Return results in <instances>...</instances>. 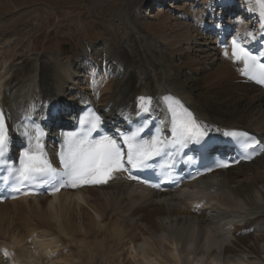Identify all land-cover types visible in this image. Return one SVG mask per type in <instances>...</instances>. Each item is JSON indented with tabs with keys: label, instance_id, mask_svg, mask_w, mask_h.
<instances>
[{
	"label": "bare ground",
	"instance_id": "6f19581e",
	"mask_svg": "<svg viewBox=\"0 0 264 264\" xmlns=\"http://www.w3.org/2000/svg\"><path fill=\"white\" fill-rule=\"evenodd\" d=\"M228 1L234 0H212V4ZM236 1L241 3L243 14L238 21L245 29H255L254 0ZM131 15H123L125 31L115 53L100 56L110 48L106 43V47L95 51L96 63H90L82 72L77 71L75 60L63 57L61 50L33 59H23L19 52L11 55V51L0 56V103L10 123L17 120L25 106L40 117L76 105L80 98L84 99L82 103L96 102L101 112L113 119L124 108L127 112L136 110V99L145 95L153 98V112L164 117L162 97L174 94L207 126L249 124L264 130L261 92L229 100L226 92L220 91L235 88L231 79L236 72L233 63L220 56L223 50L215 46L210 31L204 32L208 26L215 28L214 37L218 36V24L202 19V11H185L174 18L171 32L153 39ZM81 46L85 56L90 47ZM194 51L209 53V60L199 58ZM181 56L185 60L179 63ZM186 66L206 71L194 77L196 74L191 76V72L185 74ZM249 86L244 84L238 89L247 91ZM200 202L204 203L202 209L195 210L192 204ZM11 217L34 221L35 227L44 228L46 236L57 235L59 239L64 235L65 242L73 243L69 247L73 253H67L73 262L69 263L66 256L56 260L60 264H116L114 261L121 256L119 264H244L251 257L264 264V154L251 163L201 179L197 188L181 189L175 194H158L116 180L111 187L62 192L51 199L28 203L6 202L0 204V235L20 234L21 230L15 232L14 220L6 221ZM17 237L13 236V241L20 246L22 240ZM55 237L39 246L45 251L54 247L55 252L59 248ZM126 244L139 249V253L129 254L125 262ZM10 246L5 248L13 255ZM36 254L30 255L22 248L20 256L29 257V261L33 258L30 264H40L35 261Z\"/></svg>",
	"mask_w": 264,
	"mask_h": 264
},
{
	"label": "rangeland",
	"instance_id": "374dc122",
	"mask_svg": "<svg viewBox=\"0 0 264 264\" xmlns=\"http://www.w3.org/2000/svg\"><path fill=\"white\" fill-rule=\"evenodd\" d=\"M175 1L176 3L174 0H145L144 2H142V0H0V56L2 57L4 53L11 51V55H16L17 52H19V55L23 56V59H33L42 58L44 55H49L50 53L61 50L63 57L71 60V58L80 55L82 47L80 45H85L86 43L92 45L96 50H101L106 47L105 44L107 43L110 45V48L102 52L100 56L105 57L107 55L106 53H110L112 56L118 45H120L119 39L125 31L123 20L124 13L125 15L129 14V16H132L131 14L135 15L136 21L140 27L146 31L149 37L154 39L157 38V36L163 35L166 31L171 32V28L174 26V18L178 15L180 16L182 13H185V11L199 12L197 10L204 9L206 4L211 0ZM189 6H193L194 8ZM106 39L112 44H109ZM64 53H68V55ZM194 53L199 58L207 57L204 60H209V53L207 52L199 54V52L194 51ZM86 56L87 54L85 56L81 55L82 58H86ZM96 58V56L93 58L94 63L97 61ZM180 58H182V56ZM88 60L89 58L85 61H78L77 68L81 70V68L86 67ZM184 60L185 57L178 62L182 63ZM184 69L186 75L189 72H191V76L196 74L194 77H201L204 75L203 72L205 73L204 69H201L199 71L200 73L192 70L190 67ZM223 92H226V90H223ZM227 98L229 100H239L237 96L232 94ZM9 220H14L16 223V225H14L15 232H17V230L20 231L19 227L24 225L22 219L18 220L12 217L11 219H6V221ZM27 231L28 230L25 231V234H28ZM17 234L13 236L15 238L17 236L21 238L22 244L20 246L14 243L13 236L9 237L12 239V244L20 249V252L18 251L16 253L13 245L10 246L13 248V258L15 261L18 259L20 263L22 261L27 264L33 258H30L29 261V257L24 256L23 258L20 256L22 250L21 246H23L25 242H23L24 239L21 236L22 234ZM55 236L57 235L49 234L48 238H42L44 241L38 239V243L47 242ZM0 237H6V235L2 234ZM63 237L65 236H60L59 239L55 237L54 240H56L55 244L57 245L58 242H61L60 246L62 249L60 253H64L65 256L60 255L52 259L50 264H60L56 262V260H61L68 254L70 255L73 253V249L69 248L73 243L65 242L66 240ZM63 242L65 244H63ZM8 245H5L4 248ZM122 246L123 245L120 247ZM1 247L3 246H0V251L2 250ZM67 247L68 252L65 250ZM50 248L51 247H49V249ZM135 253H139V249L136 251L135 247L133 249L130 247V244H126L123 253V256L126 258L125 262L129 260V254L132 256ZM261 255L264 258V253ZM67 259L69 263L70 261L73 262L70 256ZM120 259H122V256ZM120 259L115 260L114 263L119 264ZM133 261H135L134 258ZM248 261L249 262H244V264H261V261L256 257H251ZM4 263L5 262H1V264Z\"/></svg>",
	"mask_w": 264,
	"mask_h": 264
},
{
	"label": "snow or ice",
	"instance_id": "6c2138e0",
	"mask_svg": "<svg viewBox=\"0 0 264 264\" xmlns=\"http://www.w3.org/2000/svg\"><path fill=\"white\" fill-rule=\"evenodd\" d=\"M260 15L264 18V0H254ZM223 55L234 64H240L238 70L241 75L257 83L264 84V62L253 55L238 39L231 41L229 47H224ZM164 102L171 116L172 135L171 143L185 146L190 142L201 143L208 136V126L198 122L193 113L175 97H164ZM137 107L143 113H148L152 108V98L140 96L137 98ZM80 130L64 134L62 144L58 152L62 170L53 167L47 157L43 145L44 130L35 126L26 130L23 135L28 139V147L20 157L19 167H8L6 154L9 148V132L5 121V114L0 111V166L7 168L12 179L17 184H34L44 178H66V183L72 187L79 185L106 184L113 178V174L127 171L125 160L133 168L147 167V161L160 155L163 145L166 143L159 136L149 140L139 139L143 128H138L130 136L123 137V143L127 146L125 152L120 143L111 136L103 135L93 138V132L97 131L102 123L101 118L95 112L90 111L80 119ZM224 135L236 140L242 150L247 153L244 157L252 159V154L259 141L251 138L247 132L231 130ZM264 151V149H261ZM238 162V161H237ZM227 164H219L218 167H227ZM135 179L136 177H130ZM63 186V185H61ZM158 186V185H155ZM19 191V188L16 189Z\"/></svg>",
	"mask_w": 264,
	"mask_h": 264
}]
</instances>
